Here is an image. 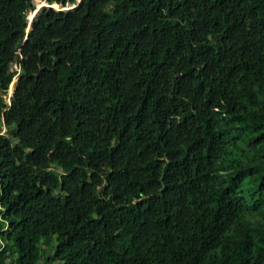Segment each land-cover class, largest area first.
I'll return each instance as SVG.
<instances>
[{
	"label": "trees",
	"instance_id": "16d2710c",
	"mask_svg": "<svg viewBox=\"0 0 264 264\" xmlns=\"http://www.w3.org/2000/svg\"><path fill=\"white\" fill-rule=\"evenodd\" d=\"M43 1L0 0V264H264V0Z\"/></svg>",
	"mask_w": 264,
	"mask_h": 264
},
{
	"label": "rangeland",
	"instance_id": "374dc122",
	"mask_svg": "<svg viewBox=\"0 0 264 264\" xmlns=\"http://www.w3.org/2000/svg\"><path fill=\"white\" fill-rule=\"evenodd\" d=\"M43 3V4H42ZM41 4H40V2L38 1V0H34V6H35V9H33V10H31L29 13H28V22L29 21H31L33 18H35L34 16H35V13H36V11H39V10H41V8L43 7H41V5H44L45 6V2H42ZM78 4L76 3V6H77ZM52 6L55 8V9H57V10H60V8H61V6L60 5H58V4H52ZM74 4L73 5H70L69 4V6L68 7H71V8H74V7H76V6H74ZM39 7V8H38ZM65 8H67V7H65ZM37 9V10H36ZM33 13L34 14V16H33V14H32V18H30L29 17V14L30 13ZM34 20V19H33ZM13 68H14V70H17L18 68L14 65L13 66ZM16 78H14L13 79V81L15 80ZM13 81L10 83V85H9V88H8V92H7V94H6V100H7V102H8V100H9V95L11 94V91H12V88H13ZM2 129V133H4L5 132V129L4 128H1ZM46 252L47 253H49V252H51V245L50 246H46Z\"/></svg>",
	"mask_w": 264,
	"mask_h": 264
},
{
	"label": "clouds",
	"instance_id": "9594fccd",
	"mask_svg": "<svg viewBox=\"0 0 264 264\" xmlns=\"http://www.w3.org/2000/svg\"><path fill=\"white\" fill-rule=\"evenodd\" d=\"M38 1H40V2H45V5H47L48 6V4H47V2L46 1H43V0H38ZM76 3L77 4H79L80 3V0H76V2L75 3H73L74 4V6H76ZM43 4V3H42ZM52 4H58V3H52ZM52 4H50V6L51 7H53L52 6ZM70 4V3H69ZM69 4H67L66 6H62V5H60V4H58V5H60L61 6V8H60V10H66V9H71V7H68L69 6ZM73 6V7H74ZM43 7H45V6H43ZM65 7H67V8H65ZM54 8V7H53ZM40 11V10H39ZM39 13V12H38ZM37 13V14H38ZM36 17V16H35ZM27 18H28V16H27ZM19 59H20V57H19ZM18 69L17 70H15L16 71V75L15 76H17L18 75V73H19V60H18V63L16 64V61H15V64H14ZM12 70L14 71V68L12 67ZM14 78H16L14 81H13V86H14V83H15V81L17 80V77H14ZM12 90H13V88H12ZM13 92L11 91V94H12ZM11 94L9 95V97L11 96ZM8 102H9V100H8ZM2 128H4V127H2Z\"/></svg>",
	"mask_w": 264,
	"mask_h": 264
},
{
	"label": "water",
	"instance_id": "95a60500",
	"mask_svg": "<svg viewBox=\"0 0 264 264\" xmlns=\"http://www.w3.org/2000/svg\"><path fill=\"white\" fill-rule=\"evenodd\" d=\"M42 6H44V5H41V7H42ZM45 6H47V5H45ZM38 12H39V11H36L35 16L37 15ZM35 16H34V17H35ZM33 19H34V18H33ZM33 19H32L31 21L28 22V25H27V27H26V32H29V31L31 30ZM18 60H19V55H17V57H16V64L18 63ZM12 92H13V90H12ZM2 127H3V122L0 121V128H2Z\"/></svg>",
	"mask_w": 264,
	"mask_h": 264
},
{
	"label": "bare ground",
	"instance_id": "6f19581e",
	"mask_svg": "<svg viewBox=\"0 0 264 264\" xmlns=\"http://www.w3.org/2000/svg\"><path fill=\"white\" fill-rule=\"evenodd\" d=\"M39 2H40V1H39ZM41 3H42V2H40V4H41ZM38 8H39V7H38ZM36 10H37V9H36ZM32 14H33L32 12L29 14V17H30V18H32V17L34 16V14H33V16H32Z\"/></svg>",
	"mask_w": 264,
	"mask_h": 264
}]
</instances>
